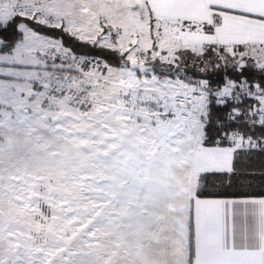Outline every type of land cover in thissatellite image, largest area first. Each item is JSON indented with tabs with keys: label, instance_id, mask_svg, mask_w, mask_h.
<instances>
[{
	"label": "snow or ice",
	"instance_id": "obj_1",
	"mask_svg": "<svg viewBox=\"0 0 264 264\" xmlns=\"http://www.w3.org/2000/svg\"><path fill=\"white\" fill-rule=\"evenodd\" d=\"M252 155L264 0H0V264H264Z\"/></svg>",
	"mask_w": 264,
	"mask_h": 264
},
{
	"label": "trees",
	"instance_id": "obj_2",
	"mask_svg": "<svg viewBox=\"0 0 264 264\" xmlns=\"http://www.w3.org/2000/svg\"><path fill=\"white\" fill-rule=\"evenodd\" d=\"M66 45L73 47L77 54H86L89 57L103 58L102 53L98 49H93L92 46L80 44L76 40H71L66 38ZM239 167L242 170L248 171H258L260 168L264 167V156L252 155L251 157H241L239 161Z\"/></svg>",
	"mask_w": 264,
	"mask_h": 264
},
{
	"label": "rangeland",
	"instance_id": "obj_3",
	"mask_svg": "<svg viewBox=\"0 0 264 264\" xmlns=\"http://www.w3.org/2000/svg\"><path fill=\"white\" fill-rule=\"evenodd\" d=\"M76 41H78V40H76ZM80 44H83V42H81V41H78ZM84 45V44H83ZM88 46H90V45H88ZM82 55H86V54H82ZM89 57V56H88ZM89 58H92V57H89Z\"/></svg>",
	"mask_w": 264,
	"mask_h": 264
}]
</instances>
